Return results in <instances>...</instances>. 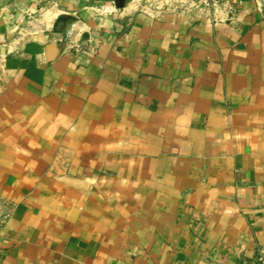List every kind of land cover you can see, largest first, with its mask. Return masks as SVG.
Segmentation results:
<instances>
[{"label": "crops", "instance_id": "0c3cea01", "mask_svg": "<svg viewBox=\"0 0 264 264\" xmlns=\"http://www.w3.org/2000/svg\"><path fill=\"white\" fill-rule=\"evenodd\" d=\"M0 264H242L264 248V0L0 10Z\"/></svg>", "mask_w": 264, "mask_h": 264}, {"label": "built area", "instance_id": "2783aa9c", "mask_svg": "<svg viewBox=\"0 0 264 264\" xmlns=\"http://www.w3.org/2000/svg\"><path fill=\"white\" fill-rule=\"evenodd\" d=\"M9 215V210L7 207H0V230L3 224L8 220ZM242 264H264V248L258 252L254 259L250 261H244Z\"/></svg>", "mask_w": 264, "mask_h": 264}, {"label": "rangeland", "instance_id": "374dc122", "mask_svg": "<svg viewBox=\"0 0 264 264\" xmlns=\"http://www.w3.org/2000/svg\"><path fill=\"white\" fill-rule=\"evenodd\" d=\"M12 0H0V10L4 7L7 6L9 4H11Z\"/></svg>", "mask_w": 264, "mask_h": 264}]
</instances>
